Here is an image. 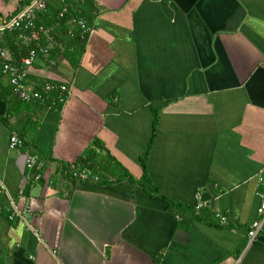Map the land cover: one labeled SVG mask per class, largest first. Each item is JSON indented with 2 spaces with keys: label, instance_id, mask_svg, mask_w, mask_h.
<instances>
[{
  "label": "crops",
  "instance_id": "obj_1",
  "mask_svg": "<svg viewBox=\"0 0 264 264\" xmlns=\"http://www.w3.org/2000/svg\"><path fill=\"white\" fill-rule=\"evenodd\" d=\"M27 1L0 0V24ZM92 3L90 33L71 19L88 33L77 66L36 63L63 103L22 101L0 79V264H264V224L247 235L264 191V0ZM13 132L25 146H8Z\"/></svg>",
  "mask_w": 264,
  "mask_h": 264
},
{
  "label": "built area",
  "instance_id": "obj_2",
  "mask_svg": "<svg viewBox=\"0 0 264 264\" xmlns=\"http://www.w3.org/2000/svg\"><path fill=\"white\" fill-rule=\"evenodd\" d=\"M63 3L62 12L67 10V4L65 3L66 0H60ZM46 7V0H28L27 3L22 4L19 6L17 11L10 15L6 21L0 24V32H4L6 30L12 31L15 29L23 30V31H29V28H33L35 24L33 23V16L34 13L38 10H43ZM80 27L85 30L86 32L90 33L92 31V28L90 26L86 25V22L82 20L77 21ZM39 29L43 30V27L40 26ZM23 43L27 44L32 39L33 36L31 32L29 34L24 33L22 34ZM37 41V40H36ZM49 53L47 46H42L39 44V42H36V46L33 48H30L28 50V54L21 58L20 62L13 63L10 60L6 59V51L4 49H0V57L3 58L2 60V67L1 71L2 73L7 75L9 83L12 85V89L14 93L25 102H29L32 100H37L41 102L47 101V99H51L52 94L56 86H54V83L45 80L43 84L39 88H34V85L32 86L29 83V78L33 77L35 74H38V69L36 64L38 61H40L41 58L47 57ZM49 59V58H48ZM51 65L53 64L54 60L49 59L48 60ZM60 85V86H59ZM58 86L59 90L65 91L66 85L60 83ZM65 97L60 94L56 99L53 98L52 101H59L60 103H63L65 101ZM8 146L10 148H21L25 146L24 140L18 136L17 133L13 132L11 133L9 137V143ZM25 162L28 168L33 169L34 167L42 166V161L39 158V155L37 153H28L26 152L25 155ZM72 176L75 177L77 180H91V181H97L98 176L94 174L90 169L88 168H77L75 164L70 165ZM264 166L259 170V172L256 174V179L261 182L264 185ZM34 178L37 180L40 178V173H35ZM20 193H22V188H20ZM2 194V188L0 187V196ZM258 196L260 198V203L258 207L256 208V212L258 217L254 219L250 225V229L247 231V235L252 241L257 233L261 230L263 224H264V191L261 193H258ZM207 202L202 201L200 203H197L195 205L196 209H200L205 205ZM6 209L8 210V218L13 219L15 216L21 215V209L18 207L16 201L13 199V197L9 198L8 203L5 204ZM216 217L220 219L222 222L226 220V216L223 212H216ZM32 258V255L29 256Z\"/></svg>",
  "mask_w": 264,
  "mask_h": 264
},
{
  "label": "trees",
  "instance_id": "obj_3",
  "mask_svg": "<svg viewBox=\"0 0 264 264\" xmlns=\"http://www.w3.org/2000/svg\"><path fill=\"white\" fill-rule=\"evenodd\" d=\"M67 2H70V6H68V10L65 11L62 15L59 14L61 7L56 8L55 12L53 8L51 9V11L49 9L36 11L33 16V23L35 24V26L33 28H29V31H23L19 29L4 31V34L2 35V37H4V40L0 42V49H4L6 51V59L10 60L13 63H19L21 58L28 54V50L36 46L37 41L42 46H48L47 40H44L45 37L47 38L48 34H52L53 32L59 33L58 31H56V29L63 31L64 29L70 27L69 32L67 33V36L70 37V40L67 42V44H65L62 50L61 47L58 48L57 46H55V49H49V53L47 57H45V60L48 58H55L57 55L61 54L72 67H76L83 54L86 40L88 38V33H83L82 29H80L78 26H74L71 23V19H77L79 17L83 18L86 22V25L92 27L94 23L93 19L95 18L99 10L93 5L95 3H92V0H67ZM49 14H51L50 17L48 16ZM40 26L43 27V30L39 29ZM49 28H52V33L50 32ZM30 32L33 36V39L27 44L23 43L22 34H29ZM2 60L3 58L0 57V79L4 76H7L1 71ZM32 79L34 80V76L32 77ZM9 85L12 86L10 83ZM37 87L41 86L38 85ZM11 92L13 94L14 91L11 90ZM53 98L56 99V97H54V94H52L50 101H52ZM55 102L59 103L57 100ZM92 143H97V140H93ZM88 150L89 147L86 148V152ZM85 154L83 156H85ZM83 156L79 157L76 160L78 162H81L80 167L82 166V163L83 165L87 163L88 158L83 160ZM148 180L149 179H147V181ZM149 188L151 187L149 186ZM172 206L175 208V213L179 215L183 214L181 211L184 209L190 210L189 206H185L181 203H172ZM192 213L195 217L197 216L198 218H203L200 214L196 215L193 211V208Z\"/></svg>",
  "mask_w": 264,
  "mask_h": 264
},
{
  "label": "rangeland",
  "instance_id": "obj_4",
  "mask_svg": "<svg viewBox=\"0 0 264 264\" xmlns=\"http://www.w3.org/2000/svg\"><path fill=\"white\" fill-rule=\"evenodd\" d=\"M29 83H30L32 86L34 85V88H39V89H40V87H37V84H36L35 80L32 79V77L29 78Z\"/></svg>",
  "mask_w": 264,
  "mask_h": 264
}]
</instances>
